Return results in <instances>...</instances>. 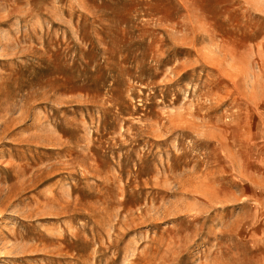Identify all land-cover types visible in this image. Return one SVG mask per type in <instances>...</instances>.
<instances>
[{"label": "rangeland", "instance_id": "1", "mask_svg": "<svg viewBox=\"0 0 264 264\" xmlns=\"http://www.w3.org/2000/svg\"><path fill=\"white\" fill-rule=\"evenodd\" d=\"M0 264H264V0H0Z\"/></svg>", "mask_w": 264, "mask_h": 264}]
</instances>
